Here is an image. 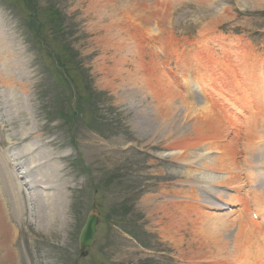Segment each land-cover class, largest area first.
Here are the masks:
<instances>
[{
  "label": "rangeland",
  "instance_id": "374dc122",
  "mask_svg": "<svg viewBox=\"0 0 264 264\" xmlns=\"http://www.w3.org/2000/svg\"><path fill=\"white\" fill-rule=\"evenodd\" d=\"M0 15L8 55L0 59V112L5 101L19 114L6 131L20 149L27 142L19 130L37 127L42 143L76 159L64 157L62 183L84 188L69 194L53 229L39 227L38 202L26 197L20 214L9 204L0 264H13L7 249L16 264H264V234L248 216L249 202L260 208L264 200L230 198L239 212L245 204L244 217L232 218L201 201L196 181L187 186L188 176L212 171L228 175L218 186L237 189L243 167L264 162V130L237 135L222 109L236 106L264 125V0H0ZM65 75L71 83L61 82ZM161 90L174 109L167 114ZM207 104L216 114L205 123L178 122ZM257 151L263 158L242 154ZM93 210L100 221L85 257L79 237Z\"/></svg>",
  "mask_w": 264,
  "mask_h": 264
},
{
  "label": "bare ground",
  "instance_id": "6f19581e",
  "mask_svg": "<svg viewBox=\"0 0 264 264\" xmlns=\"http://www.w3.org/2000/svg\"><path fill=\"white\" fill-rule=\"evenodd\" d=\"M3 16L0 15V33L3 31ZM3 34H0V36ZM5 44L3 40L0 39V54L3 56V58L0 56V59H7L8 55L5 51ZM7 55V56H6ZM19 65V64H18ZM21 77L25 75L24 71L19 72ZM16 78V77H15ZM170 97L166 93V91H160V98L158 100L159 104V109L165 110L166 114L169 109L174 110L173 106L169 107V100ZM162 104V106H161ZM171 105H174L172 103ZM11 108V107H10ZM191 109V108H190ZM194 109L197 110H192L191 116L188 113H185L184 115H181L182 117L178 120V122L182 126H186L184 128L189 127L186 123V121L194 122V125L196 126L195 122H201L203 123L205 121V117L210 118L211 116H214V111L210 105H202L199 107H195ZM170 110V111H171ZM181 111V110H180ZM172 112V111H171ZM178 112V111H176ZM11 114L12 117V113ZM29 114L25 113V117L28 116ZM174 116H171L170 118V125L175 124V119H177L180 115L179 113L173 114ZM197 115V116H195ZM210 115V116H209ZM190 117V118H189ZM206 122V121H205ZM204 122V123H205ZM9 123L12 124V119L9 116ZM23 123V121L21 122ZM177 124V123H176ZM220 124V123H218ZM22 133V130L20 131ZM23 137L22 139H25L29 143L25 146L26 149H23L18 155H24L25 152H27L29 155L32 157L28 161V165L26 168V171L24 174H27L30 171L31 166L35 167L34 168V173L36 172L40 173V175L37 173L36 175L39 176L37 179H34L32 181V187L35 188V192H33L32 200L36 201L39 203L40 207V214H41V220L39 227L40 228H49L53 229L56 226V218L57 215L61 216L65 213L64 206L65 203L68 202L69 195L67 194V189H64L63 186L61 188H58V196L55 195V184L59 181L57 178L54 179V174H58L61 176L63 172V168L57 165L54 160H53V155L48 152L47 150H43V145L40 142L39 135L36 136L32 134L31 130H23L22 133ZM49 145V144H47ZM176 152H172V156H176ZM179 154V153H178ZM64 157V155L58 154V157ZM197 157L201 156L200 154H196ZM263 158V157H262ZM207 163L208 158H200V161ZM218 160H221V158H215L213 161L209 163L210 166H213L215 163H217ZM2 162L0 163L1 171H2V176L0 175V235L2 236L0 240V245L4 246V249L9 245V229H7L5 226V222L9 221L8 220V206L9 204L13 205L16 209H19V207L22 206V185L18 183L19 179L15 177V173H9L6 170V166L8 165L6 160H1ZM47 166L50 165L51 169V174L49 176L43 175L45 174L44 171L41 170L39 166ZM214 167V166H213ZM21 167L20 169H22ZM232 170V168H231ZM20 173H22L20 171ZM32 177L34 176L33 174L31 175ZM41 176V177H40ZM203 177L205 178H211L209 174L204 173L202 174ZM192 176H188L187 179L191 178ZM24 179V176H22ZM15 181V182H14ZM27 185V184H26ZM3 186V187H2ZM6 193L11 195V200L8 202L6 199ZM70 194V193H69ZM22 213V211L19 209L18 214ZM216 216H209L206 219L207 224H210V226H215L216 221ZM61 219V225L63 226L65 224H68V221L65 219V217H60ZM222 228L221 225H218L215 227V230H220ZM209 230L203 228L202 233L207 234ZM242 234V231H241ZM237 237V235H235ZM8 239V242H7ZM7 257L9 258L10 263L16 264L19 261V257L17 253L15 254L12 250L7 249ZM201 256H204L202 254Z\"/></svg>",
  "mask_w": 264,
  "mask_h": 264
},
{
  "label": "water",
  "instance_id": "95a60500",
  "mask_svg": "<svg viewBox=\"0 0 264 264\" xmlns=\"http://www.w3.org/2000/svg\"><path fill=\"white\" fill-rule=\"evenodd\" d=\"M97 220L90 217L88 224L81 237V247L85 248L91 245L95 235V225Z\"/></svg>",
  "mask_w": 264,
  "mask_h": 264
}]
</instances>
